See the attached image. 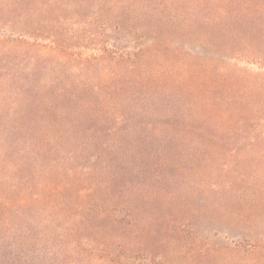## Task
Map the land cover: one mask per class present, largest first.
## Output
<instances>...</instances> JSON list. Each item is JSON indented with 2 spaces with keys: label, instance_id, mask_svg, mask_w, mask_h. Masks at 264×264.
<instances>
[{
  "label": "rangeland",
  "instance_id": "374dc122",
  "mask_svg": "<svg viewBox=\"0 0 264 264\" xmlns=\"http://www.w3.org/2000/svg\"><path fill=\"white\" fill-rule=\"evenodd\" d=\"M0 264H264V0H0Z\"/></svg>",
  "mask_w": 264,
  "mask_h": 264
}]
</instances>
